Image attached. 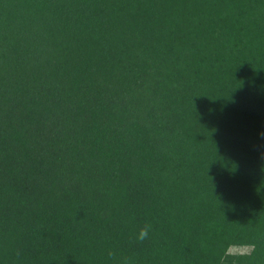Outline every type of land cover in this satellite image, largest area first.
Wrapping results in <instances>:
<instances>
[{"label":"trees","instance_id":"1","mask_svg":"<svg viewBox=\"0 0 264 264\" xmlns=\"http://www.w3.org/2000/svg\"><path fill=\"white\" fill-rule=\"evenodd\" d=\"M0 264H264V0H0Z\"/></svg>","mask_w":264,"mask_h":264},{"label":"clouds","instance_id":"2","mask_svg":"<svg viewBox=\"0 0 264 264\" xmlns=\"http://www.w3.org/2000/svg\"><path fill=\"white\" fill-rule=\"evenodd\" d=\"M150 232V226L143 227L139 230L136 239L143 241L148 238ZM111 254V253H110Z\"/></svg>","mask_w":264,"mask_h":264},{"label":"rangeland","instance_id":"3","mask_svg":"<svg viewBox=\"0 0 264 264\" xmlns=\"http://www.w3.org/2000/svg\"><path fill=\"white\" fill-rule=\"evenodd\" d=\"M248 247H240V246H233L231 247V251H235V252H238V251H244V250H247Z\"/></svg>","mask_w":264,"mask_h":264}]
</instances>
